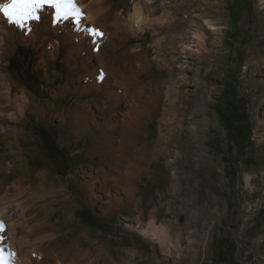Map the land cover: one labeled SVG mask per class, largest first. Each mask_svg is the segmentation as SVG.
<instances>
[{"label":"rangeland","instance_id":"obj_1","mask_svg":"<svg viewBox=\"0 0 264 264\" xmlns=\"http://www.w3.org/2000/svg\"><path fill=\"white\" fill-rule=\"evenodd\" d=\"M220 1L225 11L218 18L221 32L211 38L218 40L223 56L219 67H215L217 70L208 74H216L217 80L212 81L215 91L207 108L206 118L210 121L200 134L202 151L211 157L219 174L210 183L209 175L200 170L199 188L195 190L197 179H193L189 197L183 195L187 185L182 186L179 194L172 189L174 171H169L165 162L172 157L173 144L153 161H150L153 156L146 152L144 155H136V149L123 152V171L130 168L129 162L135 156L138 159L134 166L136 178H124L113 172L114 166L109 161L113 153L103 148L109 138L107 133L98 130L95 123L80 138L71 132L74 108L86 102L98 117L99 111L93 103L94 94H79L75 89L87 60L83 52L73 53L71 60L66 58L69 45L63 41L62 33L51 30L48 34L50 43L57 42L59 48L56 56L47 55L44 63L39 58L37 42L17 41L14 49L9 50L0 70L6 82L27 91L31 108L21 122L10 120L8 115L18 114L9 106L3 108L7 112L0 116V206L14 205L13 212L20 221L48 219L47 230L54 234L55 243L61 245L58 258L62 264H264V100L259 96L264 87L257 85L264 78L254 76L248 84L244 81L249 77L244 79L248 61L259 60V52L264 50V40L261 41L264 4L263 0ZM134 4L135 0H103L105 8L122 11L123 16L132 11ZM255 26L261 29L252 31ZM147 33L144 36L124 33L127 43L116 54L129 47L150 44L152 32ZM148 54L152 57L154 50L150 49ZM185 61L193 65L187 76L194 78L198 72L195 57ZM208 68H201L200 74ZM164 74L154 65L139 79L156 82ZM65 82L72 83L56 92ZM6 94V84H0V96ZM33 106L40 107L41 112H34ZM48 107L53 110L46 109L47 116L40 117ZM157 115L143 123L140 131L147 138L137 137L135 148L140 149L143 144L153 147L158 134ZM184 137L185 132L181 131L175 139L182 141ZM93 172L99 176L95 185L102 195L100 201L93 200L86 183ZM185 172L190 170L181 169L182 181ZM38 174L48 175L45 191L37 185ZM106 177L113 186L129 183L134 188L133 200L126 202L122 191L123 200L116 203L112 199L116 187L105 193ZM49 186H54L56 192L51 194ZM67 196L71 199L64 200ZM196 197L204 200L206 213L201 206L194 207ZM56 198L61 202H55ZM138 199L142 202L139 210H134ZM1 223L0 231L5 225L2 219ZM151 223L165 227L167 241L159 240L150 230L144 231ZM80 235L84 241L78 247L69 246L76 244ZM43 258L35 254L30 262L38 264ZM7 261L9 264L10 259Z\"/></svg>","mask_w":264,"mask_h":264},{"label":"bare ground","instance_id":"obj_2","mask_svg":"<svg viewBox=\"0 0 264 264\" xmlns=\"http://www.w3.org/2000/svg\"><path fill=\"white\" fill-rule=\"evenodd\" d=\"M75 2L81 12L78 24L72 18L54 22L53 10L49 8L44 9L39 20L31 21L26 25V29L30 28V31L9 24L3 16H0V65L7 57L9 50L14 49L17 41L37 42V52L41 62L44 63L45 57L47 55L55 57L59 48L57 42L50 43L48 34L51 30L55 34L62 33L63 41L69 45L66 58L71 60L73 53L83 52L87 60L84 71L79 73V86L75 89L79 94H94L93 99L96 100L93 103L99 111L98 117L96 111L86 102L74 108L75 122L71 132L79 135L77 137L80 138L83 132L92 128L90 125L95 123L98 130L101 129L107 133L109 138L106 141L107 145L103 148L113 153V156L109 158L110 164L116 167V169L113 167V172H118L124 178H136V176L133 177L137 172L134 166L138 159L135 156L129 162L130 168L123 171L121 167L123 152L136 149V155H144L146 152L149 156H153L150 160L153 161L159 159L164 154L165 148L173 144L170 152L172 157L165 162L168 170L174 171L171 179L172 189L174 194H179L182 193V186L187 185L184 187L183 195L189 197L192 192L190 183L193 179H197L195 190L199 188L200 170H205L209 175L208 181H212V178L219 174L218 169L212 166L211 157L202 151L203 139L200 138V134L203 132V127H206L210 121L206 118L208 117L207 108L215 91V88L211 87L212 81L217 80L216 74H208L215 72L217 70L215 67H219L218 62H222V58L220 59L223 56L222 47L218 44V40H212L211 37L221 32L218 18L225 15L223 3L220 0H135L132 11L123 16L122 11L117 13L105 8L103 0H75ZM262 3L264 4V0ZM260 29L255 26L252 31ZM90 30H98L103 35H95ZM147 31L152 32L150 44L141 48L129 47L119 55L116 54L127 43L124 33L144 36ZM263 40L264 38L261 39ZM150 49L154 50L152 57L148 54ZM191 56L195 57V65L198 68V72L193 75L194 78L187 76V73L191 71L190 66L193 65L185 60ZM259 57V60L248 61L244 71V79L249 75L248 80H244L247 84L252 83L251 79L254 76L264 78V50L259 52ZM154 65H157L160 71H165L164 76L156 82L148 79L140 80V76ZM206 67H209L208 70L201 75V68ZM71 83L65 82L63 86L57 88L56 92L60 91L59 88L64 90L70 87ZM0 84L2 86L6 84L7 87V94L0 96V116L4 112L3 108L9 106L18 114L8 115L10 120L20 121L31 108L29 94L18 86L6 82V77L1 70ZM257 85L264 87V82H257ZM192 87L194 90L190 91ZM259 96L264 100V93ZM46 109L50 112L53 110L49 107L44 108L40 117L47 116ZM40 110V107L33 106L34 112L39 113ZM155 113H158V134L155 144L151 148H148L146 144L141 145V150L135 148L137 137L142 135L147 138V135L140 131L143 123L146 119L153 118ZM189 124L191 126L188 127ZM181 131L185 132L182 141L175 139L176 134H180ZM67 135H70V130ZM64 138L65 136L62 140ZM184 168L189 169L190 172H185L182 178L185 181H182L180 171ZM96 173H91L90 180L86 183L93 200L100 201L102 195L96 190L95 184L99 179ZM38 178L37 185L45 191L48 187V175L38 174ZM106 180L107 182L104 181L105 193L116 187L115 192L112 193V199L116 203L123 200L122 191L126 195V202L133 200L134 188L129 183L118 187L110 184L112 181L108 177ZM49 187L51 194L56 192L54 186ZM60 191L64 193L65 190ZM68 199L71 197L64 198V200ZM56 200L58 198L55 202ZM195 200L194 207L201 206L202 211L206 213V207L202 206L204 200L201 202L198 197ZM58 201L61 202V200ZM141 202L142 200H137L134 210H139ZM13 206H0V219L5 223L4 229L0 231V251L3 252L5 259H10L11 264H31L32 257L38 254L44 257L38 260V264H62L61 259L58 258L61 245L55 243L54 234L47 230L48 219L20 221L13 212ZM151 224L152 226L144 231L150 230L159 240L167 241L165 227ZM80 241H84L83 235L79 236L76 244L71 243L69 246L78 247Z\"/></svg>","mask_w":264,"mask_h":264},{"label":"snow or ice","instance_id":"obj_3","mask_svg":"<svg viewBox=\"0 0 264 264\" xmlns=\"http://www.w3.org/2000/svg\"><path fill=\"white\" fill-rule=\"evenodd\" d=\"M46 7L53 10L54 22L69 18L77 24L80 22L81 12L75 0H0V16H3L7 23L26 29V25L31 21L40 19V14ZM26 30L30 31V28ZM90 31L95 35H103L98 30ZM0 264H8L2 251Z\"/></svg>","mask_w":264,"mask_h":264}]
</instances>
